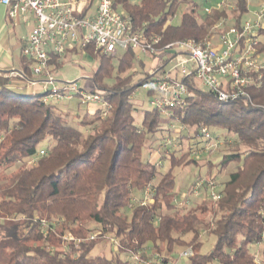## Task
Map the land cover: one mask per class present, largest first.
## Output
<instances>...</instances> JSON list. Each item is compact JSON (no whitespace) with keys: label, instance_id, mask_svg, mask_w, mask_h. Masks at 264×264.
I'll return each mask as SVG.
<instances>
[{"label":"trees","instance_id":"trees-1","mask_svg":"<svg viewBox=\"0 0 264 264\" xmlns=\"http://www.w3.org/2000/svg\"><path fill=\"white\" fill-rule=\"evenodd\" d=\"M181 1L114 0V5L130 15L134 27L145 25L159 34L162 44L210 38L213 27L228 18L221 3L199 20L196 3H192L173 25L168 19ZM226 1L232 6L230 23L240 26L248 0ZM257 35H264V23ZM254 46L264 58V42L257 40ZM78 51L73 48L72 54ZM84 51L99 59L90 76L94 84L90 91L99 93L108 108L96 106L90 112L78 95L68 99L76 100V109L57 105L55 100L44 102L43 93L20 92L11 86V77L0 71V264H127L122 250L91 257L97 240L64 244L60 236L66 231L83 236L97 228L114 234L125 249L134 252L147 249L171 258L180 248L191 246L193 254L184 264H255L257 252L250 246L260 243L264 229V73L259 86L247 87L246 98L229 102L215 100L207 89L187 78L186 104L173 107L171 116L185 128L174 145L158 148L159 157L169 160V168L162 171L161 162L142 159V149L152 148L150 138L156 131H166L159 126L163 115L152 107L137 122L134 112L138 108L130 100L150 72L131 50L115 56L99 54L91 46ZM113 57H117L116 66ZM62 61L50 54L48 70L54 75ZM28 64L21 71L26 79L31 77ZM106 78L111 81L105 83ZM202 126L225 131L226 141L214 151H222V156L212 176V161L191 156L194 150L183 147L184 141L201 137ZM42 143L46 153L38 155ZM191 163L208 165L210 178L199 174L193 184L200 178L216 181L218 199L203 191L200 203H195L197 198L188 201L190 206L184 199L180 202L182 194L175 190L172 169ZM225 169L227 178L221 181ZM147 185L153 190V201H133V190L141 198ZM50 218L62 220L53 231L40 225L41 219ZM78 222L83 224L80 228L72 227ZM206 233L214 242L208 252H202Z\"/></svg>","mask_w":264,"mask_h":264},{"label":"built area","instance_id":"built-area-1","mask_svg":"<svg viewBox=\"0 0 264 264\" xmlns=\"http://www.w3.org/2000/svg\"><path fill=\"white\" fill-rule=\"evenodd\" d=\"M138 3L140 0H130ZM7 6V16L33 15L35 24L25 39L21 52L31 60V73L42 84L44 102L51 100L70 99L78 95L83 104H95L108 108V104L99 93L86 91L72 82H63L61 86L52 85L55 81L48 70L50 54L63 59L66 52L73 48L84 51L91 46L102 55L115 56L118 50H131L136 57L147 55L156 56L158 60L166 57L165 63L152 69L150 76L144 81L153 92L152 107L163 116L171 117L173 107L186 104L189 96L187 78L207 89L213 98L220 102H229L237 98L247 97V87L259 86L264 73V58L256 53L254 43L257 31L264 23V0L254 12L252 19L244 20L240 26L226 25V20L219 21L213 30L217 34L214 42L212 37L202 40L184 38L162 44L161 36L147 30L143 25L136 28L130 15L114 0H0ZM221 5L218 4L217 7ZM211 8H206L209 13ZM175 15V14H174ZM174 15L172 17H174ZM171 22V18L168 19ZM85 52V51H84ZM21 76V75H20ZM105 115V111L103 112ZM181 130L185 126L181 125ZM203 144L194 153H212L226 140L220 134H214L206 126L199 129ZM175 140L167 138L164 146L174 145ZM40 150L38 155L45 154ZM31 159L29 162H34ZM217 182L200 178L192 186L191 195H182L185 203L190 198H198L204 191L209 198L216 200L220 197ZM152 188L147 185L143 196L137 200L141 204L151 203ZM186 197V198H185ZM62 220L56 218L41 219L43 229L54 230V225ZM78 222L72 227L80 228ZM108 234L99 230L87 232L85 235H75L66 231L60 236L63 243L78 244L81 241L98 240ZM115 250H122L127 264H174V258H166L147 249L137 252L127 250L118 237L110 238ZM260 243L264 244V229ZM231 252V251H230ZM193 254L191 246L180 248L178 258H188ZM255 264H264V259L257 253Z\"/></svg>","mask_w":264,"mask_h":264},{"label":"rangeland","instance_id":"rangeland-1","mask_svg":"<svg viewBox=\"0 0 264 264\" xmlns=\"http://www.w3.org/2000/svg\"><path fill=\"white\" fill-rule=\"evenodd\" d=\"M260 0H248V12L243 16V21L247 19H252L254 17V12L257 11L259 8V2ZM192 3H196V15L199 20L203 19L206 15V8H213L217 6L220 3H223L224 8H226L228 13V18L226 20V23L229 24L231 22V8L232 6L226 1V0H183L178 4V7L176 9L174 17H171V23L173 25L178 24L181 19L182 12ZM242 21V22H243ZM257 39L264 42V35H257ZM121 54V50H118V54ZM98 57H94L92 54L86 53L82 50L78 51L77 53L72 54V57L69 59V61L64 64V67L66 66V69L64 70H56L54 72V78L55 81L52 85L61 86L63 82L58 81L61 77H64L65 75H72V81L76 85H78L80 88L89 91L94 88L93 82L90 80V76L93 73V71L97 68L98 65ZM113 64L114 66L117 65V57H113ZM59 76V77H58ZM111 81V78H106L105 83H109ZM149 87L146 86V84H142L134 89L130 96L131 102L138 108L137 111L134 112V116L137 122H140L143 116V111L152 108V99L154 97L153 92L149 93ZM28 93L30 94H41L43 93L42 84L38 82V87L32 89ZM57 105H66L69 104L72 106L73 109H76V100L69 101L68 99H61L58 101H55ZM85 105V104H84ZM159 126L162 129H166L163 133H160L159 131H156L152 137L150 138L151 142V149L143 148L142 149V159L145 161L158 163L161 162L162 167L161 170L165 171L169 168V160L167 157L160 158L158 148H161L164 146L167 138L175 139L178 134L181 131V124L176 118L168 117V116H162L159 121ZM210 131L214 134H220L223 136V133L225 134L224 130L211 127L209 128ZM203 144V140L200 136L195 138L194 141H184L183 147L188 148L191 147L192 150H198ZM169 146V145H168ZM39 149L45 150L46 145L45 143L40 144ZM204 156L207 157L212 161V167H211V176L216 174L218 172L219 166L218 162L222 156V151H216L211 154H208L206 152L204 153H194V151L191 152V156ZM16 167L14 165L12 169ZM207 167L208 165L204 164L202 167L196 166L194 164H187L184 166H177L172 169V173L175 176V190L180 192L183 196L191 195V190L193 186V181L197 175L203 174V178L209 179L210 176L207 175ZM230 168V167H229ZM2 169H0V173H2ZM228 169H225L220 174V180L223 181L227 178ZM219 187V186H218ZM140 196V193L138 191L133 190L132 192V199L133 201H136ZM186 198V197H185ZM201 196L197 198L195 203H200ZM194 198H190V200ZM180 202H182V198L180 197ZM192 201V200H191ZM187 205L190 206L189 202L187 201ZM199 205V204H198ZM200 207L206 209V205H199ZM187 207V206H186ZM123 215L127 218L129 217V212L125 211L123 212ZM205 218L209 219L208 214L205 213ZM86 223V222H85ZM88 225L93 226V224L88 223ZM97 228V227H96ZM99 230V228H97ZM115 237L114 234L108 233L105 237L102 239H98L96 241V244L94 245L93 249L90 251V256L93 257L99 253H103L106 256H110L112 252L115 251L113 246L110 243V238ZM204 244L201 248L202 252H208L214 242V238L211 234H204L203 235ZM59 244V243H58ZM262 244H255L251 245L250 249L252 251L257 252V254L261 257L260 250L262 248ZM123 256V253H121ZM174 258V264H184L185 259L184 258H178L177 254H172ZM209 264H219L217 261H212Z\"/></svg>","mask_w":264,"mask_h":264},{"label":"crops","instance_id":"crops-1","mask_svg":"<svg viewBox=\"0 0 264 264\" xmlns=\"http://www.w3.org/2000/svg\"><path fill=\"white\" fill-rule=\"evenodd\" d=\"M34 24L35 17L32 14L28 16L9 18L7 16V6L0 2V71H5L7 75L11 77V86L20 92L28 93L32 89L35 90V88L38 87V82L31 83L32 80H37L32 73L30 75V79L20 76L23 65L29 63L28 58L22 54L21 48ZM230 24L232 23H226V25ZM211 37L214 42L217 40L216 33H214ZM71 57L72 49L66 52L63 57L62 65L58 70L62 71L64 68L66 69L64 64H66V62L69 61ZM135 58L136 60H140L144 66V70L149 72L160 65L162 66L166 61V57L158 60V58L152 59L147 55H140L139 57L135 56ZM163 60L165 61L162 62ZM29 67H31V63ZM136 68H138V66ZM59 78L60 79L58 81L60 82H72L71 74L68 76L65 75L64 77H61L60 75ZM86 108L90 112H93L96 108V105L88 104L86 105ZM151 163H154V161Z\"/></svg>","mask_w":264,"mask_h":264}]
</instances>
